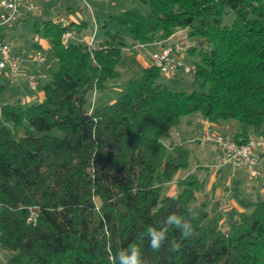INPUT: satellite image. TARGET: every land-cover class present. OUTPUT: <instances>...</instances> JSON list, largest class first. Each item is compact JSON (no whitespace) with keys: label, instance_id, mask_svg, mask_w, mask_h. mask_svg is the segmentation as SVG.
Listing matches in <instances>:
<instances>
[{"label":"trees","instance_id":"16d2710c","mask_svg":"<svg viewBox=\"0 0 264 264\" xmlns=\"http://www.w3.org/2000/svg\"><path fill=\"white\" fill-rule=\"evenodd\" d=\"M141 2L147 12L112 15L116 30L90 48L85 20L40 22L58 68L41 100L0 104V249L13 252L0 264H118L116 253L131 255L133 243L142 264H264V199L209 211L195 203L196 173L162 196L189 152L160 141L194 113L235 122L238 142L264 138V0ZM178 28L195 39L189 55L199 48L193 81L202 90H172L151 63L115 100L87 107L90 90L119 76L123 32L153 43ZM66 31L75 37L65 40ZM150 226L165 237L158 250Z\"/></svg>","mask_w":264,"mask_h":264},{"label":"rangeland","instance_id":"374dc122","mask_svg":"<svg viewBox=\"0 0 264 264\" xmlns=\"http://www.w3.org/2000/svg\"><path fill=\"white\" fill-rule=\"evenodd\" d=\"M35 1V2H34ZM34 9L29 13L24 12L20 15L19 20L11 21L5 24H0V33L3 32V41L9 44L11 50L20 56L21 65L23 67L30 68L33 72L37 70H43L45 74V81L50 82L52 79V73L58 68L56 58L53 56L50 47V41L46 38L41 30L40 22L42 19H51L57 16L63 7L70 9L73 17L76 20H85L87 22V28L81 30L83 34H90L95 31L93 44H97L106 37V30L113 32L117 28V22L112 15L118 13L119 11L129 8L131 6H138L142 12L148 11V5L141 0H34ZM234 19V13L232 11L227 12L223 16L222 24L230 25ZM39 22L37 25L36 22ZM123 44L121 45L122 54L120 61L117 64V70L119 71V76L111 79L107 82L106 87L100 89L90 90L87 93V107L101 106L105 103L115 100L118 96L124 93L128 81L138 78L142 74V66L138 60L132 57L130 52H139L143 55L145 59L148 60V55L144 51H149L150 47L140 48L135 47L138 43L134 42L132 38L126 32L122 33ZM168 41L174 43H182L187 47L195 43V39L189 37L187 28H178L173 32ZM45 42V45H44ZM34 44L40 46L42 52L46 55L47 64L34 63L31 60V54L33 53ZM134 44V45H133ZM132 46V47H131ZM132 48V49H130ZM199 48H196L195 55H189L187 52L184 53V60L195 65L196 55L198 54ZM33 63V64H32ZM49 66L47 67V65ZM162 81L172 90H179L190 92L191 90H202V88L193 81V76L178 72L175 79ZM46 82V83H47ZM6 91L3 95H0V104L4 102H10L11 99L9 95L13 92L11 91L10 83L6 85ZM21 87L27 88L26 80L21 81ZM206 84L204 88H207ZM191 115V114H190ZM192 119L189 115L185 116L183 121L178 123L173 127L168 134L161 136L160 141L164 145L170 144L171 140L180 141L188 148V167L186 169H181V173L188 172L193 168L192 171L188 173H196L198 178H204L205 182L203 187L195 192V203L200 205H205L206 208L211 210L219 211L226 214V210H220L227 203L222 199H216L213 197L211 192H207L206 183L209 182L210 176L215 168L212 164L215 161L219 162L217 154L211 152L207 148L200 147L193 140L195 137V130L192 126L188 125L187 122ZM51 134H57L56 130H52ZM170 133V134H169ZM179 144V143H178ZM217 151V150H216ZM200 167H197L196 164ZM237 171V170H236ZM229 168H223L221 173L216 176L215 184L219 187H225L227 180L229 178ZM236 176H239L241 183L239 185V190L247 189L246 173L242 170L237 171ZM187 175V174H186ZM174 177V176H173ZM181 179V178H180ZM177 180L175 182V187L172 189L166 183L162 189L163 195H177L181 191L182 186L178 184ZM215 185V186H216ZM260 193L261 198L264 199V192H261V183L254 185L253 189L248 190L247 194L252 191ZM231 195V194H230ZM243 198L244 201L248 200V196L242 195L236 197L237 203L240 205L241 201L239 199ZM241 207V206H240ZM240 210V209H239ZM13 252L0 249V257L5 258L4 255H11Z\"/></svg>","mask_w":264,"mask_h":264},{"label":"built area","instance_id":"2783aa9c","mask_svg":"<svg viewBox=\"0 0 264 264\" xmlns=\"http://www.w3.org/2000/svg\"><path fill=\"white\" fill-rule=\"evenodd\" d=\"M35 5L33 0H0V24L15 21L20 17L23 8L32 11ZM95 31L82 38L87 46L92 47ZM73 31H66L63 35L65 40L74 38ZM158 47L149 52L153 66L158 68L160 76L165 80L175 78L178 72L195 75L196 67L187 63L183 55L187 52V46L182 43L171 41H155ZM138 46L144 47V43ZM34 62L45 63L46 55L36 49L31 54ZM20 56L11 50L8 43L0 40V70H5L11 77H16L22 71ZM44 73L27 74V83L30 89H36L38 77H44ZM202 128L199 136L201 145L212 144L219 155L220 165H230L236 168L246 169L252 176L257 173V165L261 158V150L264 148V138L261 136H249L245 141L238 142L231 133L217 132L212 122L202 118ZM33 217H29L32 219Z\"/></svg>","mask_w":264,"mask_h":264},{"label":"crops","instance_id":"0c3cea01","mask_svg":"<svg viewBox=\"0 0 264 264\" xmlns=\"http://www.w3.org/2000/svg\"><path fill=\"white\" fill-rule=\"evenodd\" d=\"M23 12L25 14H27L30 11L27 10V8H23L20 15H22ZM57 13H58L57 16L55 18H51V19H56V20L62 21L64 23L69 22V21H78L73 17L72 12L68 8L63 7ZM19 19H20V17L17 20H19ZM81 20H83V19H81ZM86 35H87V33H85V34L82 33V37H84ZM2 37H3V32L0 33V39L1 40L3 39ZM134 42H136V41H134ZM137 43L139 44V42H137ZM138 44L135 47H137ZM44 45H45V42H44ZM138 47L143 48V49L146 47H150L149 51H147V50L144 51L145 53H147L149 61H147V59H145L143 57V55L139 52H133V53L130 52L131 53L130 55L140 62L142 69H143L145 66L151 64L149 52L156 49L158 47V45L153 44V43H144V47H141V46H138ZM36 49H40V46L37 44H34V48H33L32 52H34ZM130 49H132V48H130ZM32 62H34V61H32ZM34 63H39V62H34ZM41 64H47V61L45 63H41ZM21 66H22L21 67L22 71L16 77H11L10 75H8V73L5 70H0V95L4 94V92L6 91V87H7L6 85L9 82L10 83L9 87L11 88V91H13L9 95V98L11 99V101H13L15 99H20L24 104H26V103L41 100L43 97L42 87L47 82L44 80L45 76L44 77H38L36 89H34V90L29 88L28 83H27V88L23 89L21 87V81L26 80V82H27V74H39V73H43V70H37V71L33 72L30 68L23 67V65H21ZM48 66H49V64L47 65V67ZM170 80H173V78ZM185 116H187V115H184L181 117L179 124H180V122L183 121ZM189 116L192 119H190L191 121H188L187 124L192 126L195 130V137L193 140L196 142V144L198 146L203 147V148L208 147L211 150V152L215 151V153L217 154V151H216V148L214 147V145H212L210 143L205 144V145H201L199 143V136H200V132H201L202 124H203L201 119L203 117H201L199 114H196V113L191 114V115L189 114ZM212 126H213L214 130L217 132H226V133H231V134H234V132L237 129L236 123L233 121H228V120L217 122V123H212ZM170 143H179L182 146L186 147L184 144H182L180 141H177L176 139L171 140ZM217 157L219 158L218 154H217ZM196 165H197V167H200V165L198 163ZM212 167L215 169L213 170L212 175L210 176L209 182L206 183V187L208 189L207 192L210 191L211 194H213L214 198H216V199L224 198V200L226 201L225 202V203H227L226 206H223V208L221 207L220 210H226L227 213H230L233 210L241 209L240 205L237 203L238 201L236 200V197H240L242 195L248 196V199H251V200L261 198L260 193H258L257 191L254 192V190L250 194H247V189L248 190L253 189L254 185L261 183V192H264V148L261 150V158H260V161H259L257 168H256L257 173L254 176H252L244 168H236V167H232L230 165H220V163L215 161V160L212 164ZM223 168H229L230 173H229V178L227 180L228 184H226L225 187L221 188V187H219V185L215 184L216 183L215 178L217 175H219V173H221ZM192 170H193V168L190 169L189 171H192ZM236 170L237 171L242 170L246 173V177L248 178L246 190H239L238 187L241 183V180H240L239 176H236V174H235L237 172ZM188 172L181 173V170H178L175 173L173 179L170 182H167V184L172 189L173 187H175V185H174L175 182L177 180H180V178L182 179ZM199 179H200L202 187H203L205 179L204 178L203 179L199 178ZM261 199H263V198H261Z\"/></svg>","mask_w":264,"mask_h":264},{"label":"clouds","instance_id":"9594fccd","mask_svg":"<svg viewBox=\"0 0 264 264\" xmlns=\"http://www.w3.org/2000/svg\"><path fill=\"white\" fill-rule=\"evenodd\" d=\"M169 220H176L178 222L177 216L172 214L169 216ZM148 232L151 233V247L154 250H158L162 241L165 239L164 235L160 232L155 231L151 228L148 229ZM185 236L189 235V233L185 232ZM129 249H131V255L127 254L128 250H120L116 253V260L118 264H142L141 254L137 250L135 243L129 245Z\"/></svg>","mask_w":264,"mask_h":264}]
</instances>
